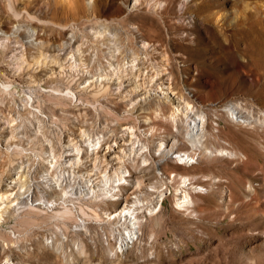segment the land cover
<instances>
[{
	"label": "rangeland",
	"instance_id": "1",
	"mask_svg": "<svg viewBox=\"0 0 264 264\" xmlns=\"http://www.w3.org/2000/svg\"><path fill=\"white\" fill-rule=\"evenodd\" d=\"M0 32V264H264V0H0Z\"/></svg>",
	"mask_w": 264,
	"mask_h": 264
},
{
	"label": "bare ground",
	"instance_id": "2",
	"mask_svg": "<svg viewBox=\"0 0 264 264\" xmlns=\"http://www.w3.org/2000/svg\"><path fill=\"white\" fill-rule=\"evenodd\" d=\"M135 4V3H134ZM147 43H145L146 46ZM166 72V71H165ZM164 72V73H165ZM169 73V72H166ZM151 79V78H150ZM168 84L166 85H162L161 87L157 88V92L159 93V95H161V99L165 102H169V103H173L172 100H170L171 96H174L175 92L173 91L172 87L170 84L171 83V76H168L166 78ZM157 81V80H156ZM148 86V85H147ZM160 99V98H159ZM238 105L236 104H231L229 103V105L224 106L225 108V112L229 115V117H231V120L234 122H239V123H244L247 124L244 120H243V115H241V112L239 111V109L237 108ZM194 108L192 105L190 104H186V109L185 112L188 115V117H191V121L189 123V129L188 132L185 135V139L186 141L189 143V145L193 148H197L200 146V142L197 141V139L199 138V136L205 132V130H207V125H208V121L206 120L205 123L203 122L202 118L203 116H205L203 110L201 111V109L198 112H193ZM176 114L175 112H173L170 115V118L172 120L176 119ZM243 120V121H242ZM171 122V121H170ZM175 123V122H174ZM180 132V131H179ZM182 134V133H181ZM179 135V134H178ZM177 136V135H176ZM182 136V135H181ZM199 140V139H198ZM184 142V141H183ZM165 146L164 143L161 142V144L159 145V149L161 150L162 146ZM188 145V146H189ZM166 147V146H165ZM208 149L204 148V150H200V152L198 153L200 154H205L206 151ZM165 151V150H164ZM195 152V150L193 151ZM197 152V151H196ZM196 152L194 155H191L187 152L185 153H181V154H177L174 156V154L171 152H165L166 156L171 157L172 159H177L179 161V164H195L193 162V160H195V156H196ZM208 153V152H207ZM220 155H226L229 156L230 158H236L232 153L227 152V151H221ZM168 157V158H169ZM201 157V156H200ZM197 160V159H196ZM181 161V162H180ZM192 162V163H190ZM107 178V176H106ZM109 178V177H108ZM115 179V178H114ZM113 179V180H114ZM108 180V179H107ZM190 180V179H188ZM187 177H182V184H184V186H186L187 184ZM115 185V184H114ZM189 186V185H188ZM115 187V186H114ZM113 187V188H114ZM193 188V186H192ZM11 190V189H10ZM181 190V189H180ZM194 190V189H193ZM113 191V190H112ZM116 191V190H115ZM180 192V191H179ZM195 192V191H194ZM200 192V191H199ZM196 193V192H195ZM200 194V193H199ZM119 196V194H117ZM180 195H182V198H178L177 200V204L178 205H182V207H186V210H188L190 208V204L192 203V197H191V193L190 190L188 189V187H184V190L180 192ZM13 195V192H2L0 191V221L3 218V208L6 204H4V201L8 200V203L13 202V199L11 200ZM115 197V194L113 195ZM178 197V196H177ZM139 199V198H138ZM31 201V200H30ZM137 204V203H136ZM181 207V206H180ZM138 208V207H137ZM185 210V208L183 209ZM139 212L138 209H136V207L134 208L132 207H124L122 208L119 212H117L113 217V219H115L116 217L119 218L120 222L124 221L127 222L131 227H133L132 230H127V232L125 233V236L121 235L119 238V246L121 248H123L124 246H127L131 241L133 242V240H135V238H138V232H137V228L140 225V219L138 216ZM141 218V217H140ZM126 223V224H127ZM125 224V223H124ZM142 225V224H141Z\"/></svg>",
	"mask_w": 264,
	"mask_h": 264
},
{
	"label": "built area",
	"instance_id": "3",
	"mask_svg": "<svg viewBox=\"0 0 264 264\" xmlns=\"http://www.w3.org/2000/svg\"><path fill=\"white\" fill-rule=\"evenodd\" d=\"M0 34H1V32H0Z\"/></svg>",
	"mask_w": 264,
	"mask_h": 264
}]
</instances>
